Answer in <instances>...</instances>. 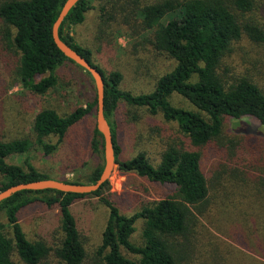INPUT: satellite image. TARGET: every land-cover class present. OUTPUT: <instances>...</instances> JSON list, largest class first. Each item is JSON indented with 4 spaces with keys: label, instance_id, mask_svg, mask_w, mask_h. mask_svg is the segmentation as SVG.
Segmentation results:
<instances>
[{
    "label": "trees",
    "instance_id": "16d2710c",
    "mask_svg": "<svg viewBox=\"0 0 264 264\" xmlns=\"http://www.w3.org/2000/svg\"><path fill=\"white\" fill-rule=\"evenodd\" d=\"M66 1L0 0V58L5 50L15 53L20 82L32 94L46 95L56 88L59 70L68 63L77 65L60 51L53 39L54 23ZM119 1L126 5L121 8L125 21H130L133 14L142 30L151 32L147 42L153 51L175 62L170 71L158 77L152 92L136 95L122 89L123 74L118 71L107 74L94 60L93 51L76 42L72 30L84 24L93 0H80L64 19L59 34L103 73L108 121L127 104L145 108L152 116L161 115L182 133L185 141L168 144L155 167L145 151L132 159L120 160L121 148L110 124L118 169L135 173L151 184L173 188V193L145 202L140 210L126 215L111 198L113 194L107 193L109 180L89 194L54 190L18 192L0 203V264H43L52 255L64 264H85L87 252L72 207L92 196L109 209L94 264H264V236L257 234L258 225L254 229L241 224L233 228L228 238L238 247L212 231L200 230L199 218L205 216L211 186L202 164V152L198 150L221 144L219 139L227 121L255 120L259 127L244 122L246 127L240 130L243 133H236V140L232 139L229 146L222 145V152L223 159H228L226 167L230 168L227 182L256 203L264 200L263 86L250 72L232 73L224 67L227 58L243 47L240 45L244 41L264 48V0H132V4H126L128 0ZM86 74L92 79L88 71ZM92 87L95 90L93 79ZM174 95L183 97L195 109L175 106ZM96 112V93L92 101L65 115L49 108L40 110L32 126L36 143L47 153L57 150L71 127ZM51 137H57L55 145L46 141ZM30 144L28 138L0 141V191L20 183L49 179L32 165L26 170L7 162L8 157L27 152ZM103 146L95 127L92 152L104 161ZM103 164L95 166L85 180L65 182L96 183ZM215 179L218 198L225 201L227 208L235 192L229 193L221 177ZM35 202H44L48 209H59L61 237L52 245L44 239L29 240L20 222L21 211ZM138 220L144 223L141 245L132 241Z\"/></svg>",
    "mask_w": 264,
    "mask_h": 264
},
{
    "label": "rangeland",
    "instance_id": "374dc122",
    "mask_svg": "<svg viewBox=\"0 0 264 264\" xmlns=\"http://www.w3.org/2000/svg\"><path fill=\"white\" fill-rule=\"evenodd\" d=\"M147 1L151 0H141ZM132 3V0H128L126 4ZM125 6V3L119 0H93V8L87 13L84 24L74 27L72 35L77 43L93 51L94 60L107 74L114 71L123 74L122 89L136 95L147 94L155 89L158 77L170 71L175 62L153 51L147 42L151 32L143 31L133 14L128 15L132 16L130 21H125V13L121 12V8ZM262 19L264 20V16ZM167 20L168 18H165L164 22ZM240 46L243 47L227 58L224 67L232 73H252L264 90V48L249 41H244ZM1 55L0 141L28 138L32 143L27 152L10 156L7 162L26 170L28 165H32L53 180H85L95 166L103 163V157L92 152V138L97 125L96 115L87 117L71 127L60 147L49 153L36 143L32 126L34 116L42 109H53L65 115L76 107L85 105L87 101H92L95 96L92 79L84 69L68 63L58 72L56 88L46 95H35L25 90L20 82L18 58L15 53L5 50ZM172 102L180 108L195 109L179 95H174ZM134 117H137V120H134ZM242 121L259 127L251 118H244ZM109 122L117 134V142L121 148L118 156L120 160L132 159L145 151L156 167L168 144L185 141L182 133L166 123L161 115L152 116L145 108L124 104L121 113L111 117ZM244 122L227 121L219 139L221 144L198 149L202 152V164L211 186L205 216L199 218V228L207 233L212 231L215 236L236 247L238 246L228 237L239 224L249 225L253 229L254 225H258L257 234L264 236V200L256 203L252 198L244 197L240 188L227 182L230 168L226 167L228 159H223L222 145L229 146L232 139L236 140V133H243L240 130L246 127ZM46 141L55 145L57 137ZM216 176L221 177L223 183L228 185L229 193L235 192L231 195L233 198L228 201L227 208L224 206L225 201L218 198ZM109 181L110 190L107 193L113 194L111 198L126 215L140 210L145 202L158 200L173 193V188L158 183L151 184L135 173L121 172L118 167L114 168ZM72 212L77 218L87 252L85 264H94L95 252L101 244L109 218V209L99 198L92 196L77 202L72 207ZM20 222L28 239L33 242L44 239L52 245L61 237V216L58 207L48 209L44 202H35L21 211ZM143 227V220H138L136 232L132 236V241L138 245L143 243ZM219 231H224L225 234ZM43 264L64 263L52 255Z\"/></svg>",
    "mask_w": 264,
    "mask_h": 264
},
{
    "label": "water",
    "instance_id": "95a60500",
    "mask_svg": "<svg viewBox=\"0 0 264 264\" xmlns=\"http://www.w3.org/2000/svg\"><path fill=\"white\" fill-rule=\"evenodd\" d=\"M80 0H67L58 16V19L53 26V39L60 51L70 60L75 62L85 71H88L94 82V89L97 97V129L101 134L104 142L103 152V171L99 180L93 184H74L67 183L65 181L43 179L27 183H20L11 186L3 191H0V203L14 194L21 191H43L54 190L62 193H75V194H89L99 190L103 184H105L111 177L114 168L118 167L116 162L114 137L111 130L110 123L105 116V79L103 73L96 67H94L85 57L78 53L75 49L65 43L59 34V29L64 19L70 12V10Z\"/></svg>",
    "mask_w": 264,
    "mask_h": 264
}]
</instances>
